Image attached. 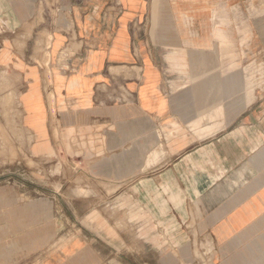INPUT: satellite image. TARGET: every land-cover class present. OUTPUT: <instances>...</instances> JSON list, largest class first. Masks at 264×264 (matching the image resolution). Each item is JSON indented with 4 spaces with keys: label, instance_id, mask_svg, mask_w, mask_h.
Masks as SVG:
<instances>
[{
    "label": "crops",
    "instance_id": "1",
    "mask_svg": "<svg viewBox=\"0 0 264 264\" xmlns=\"http://www.w3.org/2000/svg\"><path fill=\"white\" fill-rule=\"evenodd\" d=\"M0 264H264V0H0Z\"/></svg>",
    "mask_w": 264,
    "mask_h": 264
},
{
    "label": "rangeland",
    "instance_id": "2",
    "mask_svg": "<svg viewBox=\"0 0 264 264\" xmlns=\"http://www.w3.org/2000/svg\"><path fill=\"white\" fill-rule=\"evenodd\" d=\"M76 169V166L70 165L67 160L63 156H56L51 159H44L40 160V165H39V179H40V184H39V189L40 190H47V182L46 178L48 174H55L58 176L60 179L68 175L69 173H73L74 170ZM61 184V182H57L55 184V189H60L58 186ZM21 186V185H20ZM22 188H25V186H22ZM52 188V186L50 187ZM88 201L83 203L82 209H91L93 207V204L95 202V199H87ZM58 201V202H57ZM70 200H67L65 198H57L56 199V205L58 208L57 210L61 211L62 206L65 211H72V214L68 215L71 216V222H76L75 219H78L79 215L76 213V209L78 208L77 206H71L70 203L68 202ZM59 216V215H58ZM57 216V217H58ZM61 218H63L62 215H60Z\"/></svg>",
    "mask_w": 264,
    "mask_h": 264
}]
</instances>
